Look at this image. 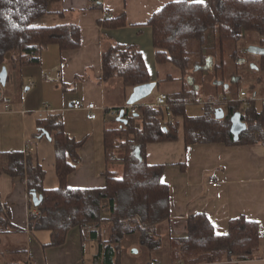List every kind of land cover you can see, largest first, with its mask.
I'll return each mask as SVG.
<instances>
[{"label":"trees","instance_id":"obj_1","mask_svg":"<svg viewBox=\"0 0 264 264\" xmlns=\"http://www.w3.org/2000/svg\"><path fill=\"white\" fill-rule=\"evenodd\" d=\"M54 1L58 0H0V69L12 50L16 55L9 58L16 67L39 63L42 51L51 44H56L60 50L80 46V30L76 24L35 25L38 18L50 12ZM125 24L124 13L102 22L104 28ZM146 24L151 28L156 64L170 63L184 78L190 67L195 64L202 68L210 56L211 71L216 80H220L225 71L224 45L237 44L246 32H254L259 43H264V0L171 1L154 12ZM192 44L198 45L197 49H193ZM236 54L234 50L230 55L236 59ZM263 64L264 61L261 66ZM102 80L105 83L118 81L123 88L150 82L139 48L134 44L123 46L104 40ZM197 93L195 86L184 82L179 91L166 94L167 107L123 103L120 107L126 122H116L115 117L111 121L113 125L104 130L108 168L104 173L105 185L101 188L68 187L66 178L79 160L77 149L81 141L64 132L60 113L39 119L38 135L44 136V130L52 136L56 188H44L45 170L32 162L29 154L18 150L0 152V172L19 177L26 183L30 204L33 205V191L42 196L35 206L38 217H30V227L49 230L48 245L58 246L64 243L69 229L90 225L92 229L85 238L96 242L94 259L98 264H124V247L131 243L145 249L154 261L193 264L252 259L261 233L258 224L244 216L231 219L223 235L215 232L213 223L204 213L188 218L187 236L183 238L163 237L158 229L160 223L170 218L169 190L161 180L165 165L149 164L144 159L148 143L176 139L181 125L186 144H264V109L257 110L254 99L250 98L244 110L239 109V100L226 102L225 115L220 119L214 117V109L220 102L218 96L204 103L201 115H187L185 107L197 102ZM131 106L137 108L135 113L130 112ZM236 111H240L246 129L234 140L230 117ZM136 146L140 159L134 155ZM119 150L122 169L117 174L109 169V164L119 157ZM104 212L109 215L106 239L100 234ZM13 227L10 209L0 198V235L11 232ZM132 237L133 242H127Z\"/></svg>","mask_w":264,"mask_h":264},{"label":"crops","instance_id":"obj_2","mask_svg":"<svg viewBox=\"0 0 264 264\" xmlns=\"http://www.w3.org/2000/svg\"><path fill=\"white\" fill-rule=\"evenodd\" d=\"M171 1L178 0L52 2L50 12L38 18L35 25L76 24L80 30V46L76 49L60 50L56 44H51L42 51L39 63L16 67L12 66L10 58L7 59L6 56L5 87L9 84L10 86L6 93L0 89V152L22 151L29 154L31 161L38 163L43 169L48 162V166H52L55 171L54 156H51V147L54 152L52 136L49 135L48 139L45 135H38V120L51 113H60L64 132L81 141L77 149L79 160L66 178L68 187H103L106 180L104 173L108 168L104 130L106 126L113 125L111 121L115 118L108 115L105 109L121 108L132 90L123 88L118 81L105 83L102 80L104 40L123 46L136 45L148 68L150 82H157L158 85L160 81H183L178 69L180 76L175 78L168 73V63L156 64L151 28L146 24L154 12ZM121 13L125 15V25L117 28L102 26L107 17ZM164 68L165 71L160 76V70ZM55 70L61 71L60 81L46 82L44 73L53 75ZM159 93L172 92H157L153 101L147 104L155 106ZM4 96L10 98L8 110L3 108ZM147 97L138 102L144 103ZM247 98L250 100L248 94ZM75 100L94 102L98 107L96 118L88 119L83 109L73 108L72 103ZM181 119L178 118L180 122ZM32 136L39 141L36 146L30 139ZM118 156L109 164V169L117 174L122 169L119 159L121 150L118 151ZM144 159L149 164L165 165L161 180L169 190L170 218L158 225L163 237L187 236L188 218L196 213H204L213 223L215 232L220 235L226 234L229 221L239 216L258 224L261 239L252 259L193 264H264L263 143L186 144L180 125L176 139L148 143ZM210 176H215L219 187L208 184ZM43 185L45 189H53L58 186V180L44 176ZM0 198L8 205L14 225L11 232L0 235V264H98L94 259L97 252L96 242L85 238L92 229L90 225L69 229L64 243L58 246L48 245L49 230L30 227V217L34 216L30 214L34 212L36 216L33 218L36 219L38 210L30 204L26 183L19 177L0 172ZM102 216L104 221L100 234L106 239L109 233V215L104 212ZM130 241L133 242V237L127 242ZM131 244L124 247V264H147L154 260L142 247L134 243L130 246ZM133 249L137 250L136 253L132 252ZM142 252L145 253L143 257L140 254ZM177 262L179 261H161L162 264Z\"/></svg>","mask_w":264,"mask_h":264},{"label":"rangeland","instance_id":"obj_3","mask_svg":"<svg viewBox=\"0 0 264 264\" xmlns=\"http://www.w3.org/2000/svg\"><path fill=\"white\" fill-rule=\"evenodd\" d=\"M259 38L254 32H246L243 35V38L237 44L227 43L224 45V69L223 77L220 80H216L214 73L211 71V68L205 69L204 67H199L198 65H193L188 71V75L184 77L183 81L187 85H193L197 89V102H190L185 107V112L190 116H198L203 113V105L208 100H212L215 97H219L218 107L226 108V102H231L239 100V109L244 110L247 107V102L242 97L239 96V92L244 90L247 92L248 96L255 100V107L257 110H262L264 106V64L261 66L259 57L257 54L248 51L250 45H258ZM198 45L192 48L197 49ZM236 50L238 57L234 59L230 54ZM236 54V55H237ZM16 55V51L12 50L7 53V59L9 57ZM210 57V56H209ZM195 57L192 55V62ZM169 71L171 75L175 78H179V73L177 69L170 63H168ZM166 68V70H168ZM163 70H160V76H162ZM236 77L237 80H233ZM181 79H176V81H160L159 84L155 87L154 91L144 100V103L152 102L155 98L157 92H173L178 91L181 88ZM8 86L2 87L3 92L6 93ZM10 93V91H9ZM161 94V93H159ZM158 94V95H159ZM33 140L34 145L36 146L39 141L30 137ZM45 142V141H43ZM49 144V143H48ZM50 146V145H49ZM44 150V149H43ZM51 156L53 158L54 152L51 147ZM46 170L45 176L47 178L53 177L56 178L54 168L48 166V162L44 168ZM145 250V249H143ZM141 256L145 253H140Z\"/></svg>","mask_w":264,"mask_h":264},{"label":"water","instance_id":"obj_4","mask_svg":"<svg viewBox=\"0 0 264 264\" xmlns=\"http://www.w3.org/2000/svg\"><path fill=\"white\" fill-rule=\"evenodd\" d=\"M248 51L252 52L254 54L257 55H261L264 56V46H260V45H250L248 47ZM211 58L207 57L206 59V63L204 66L205 69L210 68L211 67ZM7 81V69L6 67L3 65L0 69V85L2 87L5 86ZM155 82H147V83H143L140 85H136L132 88L131 93L129 94L128 98H127V105H132L137 103L138 101L144 99L145 97L149 96L153 90V88L155 87ZM1 94V91H0ZM123 114H124V110L120 109L119 114L117 115V117L115 118L117 122L120 123H125L126 120L123 118ZM225 115V110L222 107H216L214 109V117L217 119H220L222 117H224ZM246 129V123L242 120L241 118V113L240 111H236L234 112L231 117H230V132L233 135V139L237 140L239 137V134L244 131ZM44 135L50 139L49 134L44 131ZM134 155L140 159V152H139V148L138 146L135 147L134 149ZM31 199L33 202L34 206H38L39 203L41 202L42 196L38 195L35 191H33L31 193ZM136 249H133L132 252L136 253Z\"/></svg>","mask_w":264,"mask_h":264},{"label":"built area","instance_id":"obj_5","mask_svg":"<svg viewBox=\"0 0 264 264\" xmlns=\"http://www.w3.org/2000/svg\"><path fill=\"white\" fill-rule=\"evenodd\" d=\"M43 78L46 82H58L60 81L61 79V71L60 70H55L54 74L51 75V74H48V73H44L43 75ZM31 84V83H30ZM239 95L244 99L246 100L247 102V105L249 104V98H247V92L244 91V90H241L239 92ZM166 94L164 93H161L159 95L156 96V101L154 103L155 106H164V107H167V101H166ZM2 101H3V108L5 110H8L10 108V98L8 97H2ZM72 107L75 108V109H83L85 111V116L86 118L88 119H95L96 116H97V110H98V107L97 105L94 103V102H83L81 100H75L73 101L72 103ZM120 109L122 108H119V107H109L106 110V112L108 113V115L110 116H114V117H117V115L119 114V111ZM130 109V112L131 113H135L137 108L134 107V106H131L129 107ZM169 115V112L167 113ZM208 184L212 187H219L220 184L219 182L216 180L215 176H210L209 179H208ZM30 215H34L36 216V214L34 212H31ZM32 216V217H34ZM262 236H264V232L262 234ZM30 259V257H29ZM27 264H31L30 262H28ZM147 264H162L161 262L159 261H154V260H151L149 261ZM175 264H184L182 262H177Z\"/></svg>","mask_w":264,"mask_h":264},{"label":"flooded vegetation","instance_id":"obj_6","mask_svg":"<svg viewBox=\"0 0 264 264\" xmlns=\"http://www.w3.org/2000/svg\"><path fill=\"white\" fill-rule=\"evenodd\" d=\"M258 45H260V46H264V43H263V44L259 43ZM258 57H259V61L261 62L260 64H262V61H264V59H262V58H263L264 56L258 55ZM233 78H236V77H233ZM233 80H237V79H233Z\"/></svg>","mask_w":264,"mask_h":264},{"label":"snow or ice","instance_id":"obj_7","mask_svg":"<svg viewBox=\"0 0 264 264\" xmlns=\"http://www.w3.org/2000/svg\"><path fill=\"white\" fill-rule=\"evenodd\" d=\"M196 3H204V0H194Z\"/></svg>","mask_w":264,"mask_h":264}]
</instances>
